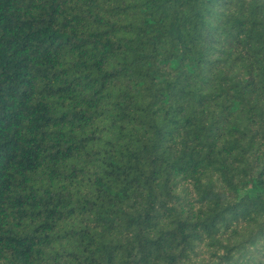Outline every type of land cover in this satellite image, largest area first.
Here are the masks:
<instances>
[{
	"label": "trees",
	"instance_id": "16d2710c",
	"mask_svg": "<svg viewBox=\"0 0 264 264\" xmlns=\"http://www.w3.org/2000/svg\"><path fill=\"white\" fill-rule=\"evenodd\" d=\"M0 264H264V0H0Z\"/></svg>",
	"mask_w": 264,
	"mask_h": 264
}]
</instances>
